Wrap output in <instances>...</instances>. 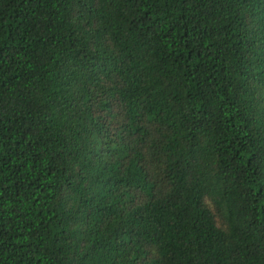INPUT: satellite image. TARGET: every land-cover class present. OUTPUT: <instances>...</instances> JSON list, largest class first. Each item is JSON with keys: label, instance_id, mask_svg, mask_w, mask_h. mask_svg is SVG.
<instances>
[{"label": "trees", "instance_id": "obj_1", "mask_svg": "<svg viewBox=\"0 0 264 264\" xmlns=\"http://www.w3.org/2000/svg\"><path fill=\"white\" fill-rule=\"evenodd\" d=\"M0 264H264V0H0Z\"/></svg>", "mask_w": 264, "mask_h": 264}]
</instances>
